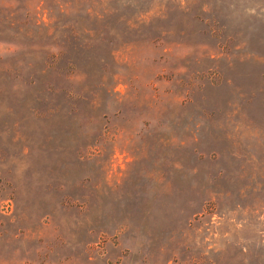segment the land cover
<instances>
[{
    "label": "rangeland",
    "instance_id": "obj_1",
    "mask_svg": "<svg viewBox=\"0 0 264 264\" xmlns=\"http://www.w3.org/2000/svg\"><path fill=\"white\" fill-rule=\"evenodd\" d=\"M0 264H264V0H0Z\"/></svg>",
    "mask_w": 264,
    "mask_h": 264
}]
</instances>
